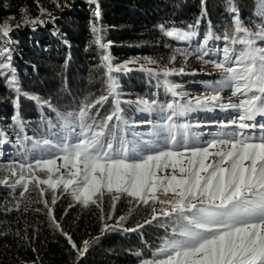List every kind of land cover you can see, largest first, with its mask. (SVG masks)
<instances>
[{"label":"snow or ice","instance_id":"1","mask_svg":"<svg viewBox=\"0 0 264 264\" xmlns=\"http://www.w3.org/2000/svg\"><path fill=\"white\" fill-rule=\"evenodd\" d=\"M96 2L89 0L92 4ZM254 2L259 22L246 26L235 0H225L232 17L230 30L226 28L221 37L209 28L204 37L205 48L198 49L201 53L198 58L203 60L208 55V41L223 39L226 46L222 49V59L204 61L220 70V78L206 85L205 95L189 100H184V94L177 91L179 85L166 79L183 73V68L168 67L153 72L141 66L139 70L150 76L165 77V92L180 100L161 103L141 97L132 102L121 101L112 73L130 71L128 64L133 61L113 65L101 29L93 24L91 32L103 50L102 60L107 70L106 94L86 98L77 110L67 112H60L50 100L23 94L39 108L47 107L55 113V124L51 119L46 120L48 128L55 129L50 136L30 137L25 132L19 115L22 93L11 66V53L7 48L0 49V76L17 93L13 101L17 115L13 120L19 129L18 150L23 149L21 161L7 168L0 166V173H7L0 175V185L14 192L19 189L21 198L30 185L42 197V185L52 190L62 185L63 191L84 207L90 204L100 207L99 201L107 194L114 209L115 203L126 197L134 205L129 214L141 205L149 207L151 219L136 228L123 229L135 232L153 222L165 229L166 235L160 238L151 258H142L140 251L133 253L140 258V264H264V125L255 123L257 117L264 118V0ZM206 4L207 0H201V15L194 23L185 28L161 25V31L173 40L190 41L198 35L207 15ZM56 6L61 7L58 2ZM41 13L44 14L42 8ZM95 15L100 16L98 6ZM24 23L35 25L43 21L25 19ZM11 31L8 23L0 25L3 37H8ZM183 55L186 57L188 53ZM176 58L173 54L170 63L174 64ZM145 60L149 64L157 63L148 57ZM225 89L231 91L238 103L222 101L221 93ZM110 98L111 109L102 114L101 109ZM122 103L132 104L150 115L157 113L159 119L144 121L150 125L149 131L138 132L124 118ZM216 108L232 109L237 115L230 124L219 125V131L209 138L202 139V133L192 131L193 125L179 122L180 117L191 111ZM257 127L261 129L259 136L248 131ZM4 135L0 131V137ZM57 161L62 164L58 165ZM41 173L43 177L38 175ZM37 202L44 204L51 223L66 236L77 255L86 253L89 241L85 240L79 248L63 232L48 201ZM55 203L53 196L51 204ZM16 210H20L18 204ZM108 218H112L111 213ZM126 219L127 216H120L117 225H105L102 231H115Z\"/></svg>","mask_w":264,"mask_h":264},{"label":"trees","instance_id":"2","mask_svg":"<svg viewBox=\"0 0 264 264\" xmlns=\"http://www.w3.org/2000/svg\"><path fill=\"white\" fill-rule=\"evenodd\" d=\"M57 2L61 7L56 6ZM235 3L246 26L259 22L254 0H235ZM97 6L99 17L95 15ZM206 8L207 15L199 26L198 35L185 42L165 36L160 26L185 28L194 23L201 15V0H97L95 4L89 0H0V25L8 23L12 28L8 37L0 35V49L7 48L11 53V66L22 93L19 115L27 135L50 136L55 129H49L46 120L51 119L55 124L56 119L55 113L47 107L39 108L23 94L50 100L60 112L75 111L86 98L106 94L107 70L102 60L103 50L95 43L91 32L93 24L101 29L100 35L108 44L107 52L113 65L133 61L128 64L130 71L112 73L121 101L132 102L141 97L161 103L180 100L165 92V77L150 76L139 70L141 66L153 72L168 67L183 68V73L166 79L180 86L177 91L184 94V100L205 95L206 85L220 78V70L204 61L222 59L226 45L223 39L209 40L208 55L203 60L198 58L201 54L198 49L205 48L204 37L209 28L222 37L232 19L225 0H207ZM25 19L43 23L26 24ZM184 52L188 53L186 57ZM173 54L177 58L171 64ZM145 57L157 63L149 64ZM210 71L215 73L211 75ZM221 96L225 104L231 101L230 90H223ZM15 99L17 93L9 89L5 77L0 76V131L5 134L0 137V166L5 168L22 160L23 149L18 150L17 143L19 129L13 120L17 115ZM122 107L124 118L135 125L138 132L149 131L150 125L144 121L159 119L157 113L140 112L129 103H122ZM110 109L111 98L101 112ZM236 115L232 109L197 110L180 117L179 122L193 125L192 131L202 133V139H206L219 131V125L230 124ZM255 123L264 125V118L257 117ZM248 131L259 136L261 129ZM38 175L43 177L42 173ZM41 188L43 197L30 185L21 198L19 189L14 192L0 185V264H140V258L133 253L140 251L142 258H151L160 238L166 235L164 227L156 226V222L139 231H124L151 219L149 207L143 205L129 214L134 205L126 197L116 202L114 209L107 194L99 201L100 207L94 204L84 207L63 191L62 185L55 190L47 185ZM53 196L56 197L54 205L51 204ZM43 200L48 201L63 232L70 235L79 248L85 240L89 241L86 253L78 256L66 236L55 228L44 204L37 202ZM120 216H127L121 222L122 227L102 231L105 225H117ZM160 223H164L163 218Z\"/></svg>","mask_w":264,"mask_h":264},{"label":"rangeland","instance_id":"3","mask_svg":"<svg viewBox=\"0 0 264 264\" xmlns=\"http://www.w3.org/2000/svg\"><path fill=\"white\" fill-rule=\"evenodd\" d=\"M209 74H211V75H213L215 72L214 71H210V72H208ZM228 98H230L231 99V102L232 103H235L237 100L236 99H234V98H231V96L230 97H228ZM57 164L58 165H61L62 164V161H57ZM64 172V169L63 168H61V173H63Z\"/></svg>","mask_w":264,"mask_h":264}]
</instances>
